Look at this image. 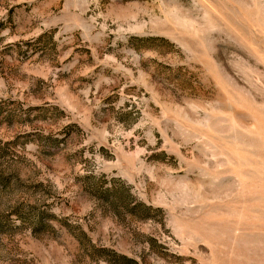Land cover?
<instances>
[{
	"label": "rangeland",
	"instance_id": "1",
	"mask_svg": "<svg viewBox=\"0 0 264 264\" xmlns=\"http://www.w3.org/2000/svg\"><path fill=\"white\" fill-rule=\"evenodd\" d=\"M0 264H264V0H0Z\"/></svg>",
	"mask_w": 264,
	"mask_h": 264
}]
</instances>
